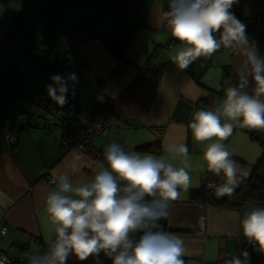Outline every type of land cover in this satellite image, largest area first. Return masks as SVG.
Instances as JSON below:
<instances>
[{"label": "crops", "instance_id": "0c3cea01", "mask_svg": "<svg viewBox=\"0 0 264 264\" xmlns=\"http://www.w3.org/2000/svg\"><path fill=\"white\" fill-rule=\"evenodd\" d=\"M121 1L124 5L112 10ZM168 2L8 0L6 4L0 3V224L9 230V234L0 236V249L4 252L11 248L14 251L10 255L18 248L28 252L46 250L45 237L52 225L45 212V202L56 187L52 183L53 171L67 172L74 185H81L91 182L100 167H108L103 154L108 144L117 143L126 152L160 157L167 155L164 146L172 142L185 143L189 149L186 168L191 184L186 192L181 190L179 199L171 202L167 218V232L184 241L185 264H223L226 258L248 251L249 240L241 228L248 210L212 205L191 196V191L200 188L212 173L204 160V151L217 138L197 142L189 127L196 111H215L220 106L225 78L230 77L234 85L240 82L241 74L246 72L245 57L237 51L217 50L210 57L196 59L187 69H180L172 57L184 45L180 41L171 44L175 37L166 27ZM41 11L48 14L46 25L50 22L49 28L55 29L49 42V56L65 52L77 69L78 82L71 106L76 107V115L71 128H77L83 117L97 112L106 100L114 99L117 103L119 114L113 124L105 135L93 139L100 157L65 149L60 142L62 128L48 126L47 120L55 109L47 104L48 112L37 103L49 96L46 85L51 82L52 72L45 69L39 73L42 75L38 84L27 92H15L13 83L4 76L13 35L24 23L34 27L37 24L34 19ZM230 11L237 19L249 18L264 12V0H236ZM121 20L136 30L122 58H116L107 52L98 35L121 28ZM256 48L264 58V45ZM144 66L162 67L156 83L143 74ZM248 81L246 91L252 94L255 84L251 76ZM54 115L68 117L60 111ZM221 122L234 124L232 135L222 143L238 170L236 190L240 179L250 174L264 153V128L242 127L222 115ZM9 131L16 135L17 141L7 151L4 145ZM156 142L160 145L159 154L136 150L138 146ZM168 159L176 167L185 166L181 157ZM216 183L219 189L225 180L216 176ZM100 259L104 264L102 253ZM67 264H96V261L92 256L79 261L72 255Z\"/></svg>", "mask_w": 264, "mask_h": 264}, {"label": "clouds", "instance_id": "9594fccd", "mask_svg": "<svg viewBox=\"0 0 264 264\" xmlns=\"http://www.w3.org/2000/svg\"><path fill=\"white\" fill-rule=\"evenodd\" d=\"M236 0H169L165 12L166 27L184 47L176 51L172 61L187 69L196 59L212 56L223 46L245 57L246 72L238 84L224 79V99L215 111L198 110L189 127L197 142L213 137L207 145L204 160L207 168L225 183L218 194L231 196L238 184L237 167L222 141L233 132V123H222L221 115L240 126L264 128V58L246 34V25L230 11ZM220 34V39L217 38ZM251 76L255 87L246 91ZM46 85L49 97L58 105L68 102L69 81L73 90L78 77L67 79L54 74ZM167 155L156 157L126 152L121 145L104 147L107 168L100 167L91 182L74 185L67 172L53 171L56 185L45 202V212L52 227L45 237L46 250L23 254L21 264H67L74 255L79 261L92 256L102 264L101 253L112 264H185L184 241L163 230L161 220L169 216L171 202L186 192L191 184L187 170L188 146L168 143ZM183 158L185 166L169 162ZM246 239L264 251V207L252 206L241 220ZM7 235V229H0ZM138 237V238H137ZM247 252L232 255L223 264H247ZM243 257V259L241 258ZM0 264H11L0 257Z\"/></svg>", "mask_w": 264, "mask_h": 264}, {"label": "trees", "instance_id": "16d2710c", "mask_svg": "<svg viewBox=\"0 0 264 264\" xmlns=\"http://www.w3.org/2000/svg\"><path fill=\"white\" fill-rule=\"evenodd\" d=\"M8 0H0L1 4H6ZM124 1L116 3V6L112 10L124 5ZM134 10V9H133ZM122 11V10H121ZM134 13V11H132ZM243 24L246 25V34L250 37L251 27L248 18L239 19ZM124 21V20H121ZM121 23V22H120ZM17 25V23H16ZM15 26V25H14ZM136 27L133 25L126 26L124 28H119L113 31H106L98 35L100 40L104 43L107 52L116 58H122V52L125 46L128 44L132 36L134 35ZM217 38L220 39V34L217 33ZM173 43L178 42L176 38L172 39ZM223 47V44L221 48ZM218 49V50H221ZM62 58V59H61ZM61 63L58 66L51 67V70L55 74H60L67 79L69 74L75 73L77 75V69L73 67L69 55L65 53L60 57ZM143 74L151 83H156L159 76L162 73V67L151 68L144 66L142 68ZM72 81H69V92L66 94L68 102L63 105H57L52 107V114L50 116L54 117L56 112H64L65 115L69 114L71 106L73 104V90L71 88ZM75 92V91H74ZM52 101L49 99H42L37 103L38 107L45 108L48 112L46 105ZM57 117V116H56ZM66 118V117H59ZM248 133L255 139H258L256 135L251 130ZM136 150L143 152H150L159 154L161 152L160 145L156 143H147L136 147ZM192 198L205 202L212 205H221L228 208H234L238 210H249L252 206L264 207V153L259 157V159L252 166V170L247 177L241 178L239 181L238 188L232 193L231 196L219 195L218 191H208L204 187L198 189H193L191 191ZM160 224L163 226L164 231H168L167 219L161 220ZM138 238V237H137ZM248 258L247 264H264V251L259 249V246L249 240L248 245ZM184 259V258H183ZM185 262V260H184ZM104 264H112L111 259L104 257Z\"/></svg>", "mask_w": 264, "mask_h": 264}, {"label": "built area", "instance_id": "2783aa9c", "mask_svg": "<svg viewBox=\"0 0 264 264\" xmlns=\"http://www.w3.org/2000/svg\"><path fill=\"white\" fill-rule=\"evenodd\" d=\"M248 21L251 27L249 37L251 43L255 46L264 45V12L249 17ZM171 44L174 43L171 42ZM221 50L231 53L236 52L232 48L226 46H223ZM118 114L119 108L116 101L114 99H108L97 112L83 117L77 128H71V123L75 121V106L71 107L67 118L52 117L47 120V124L48 126L59 125L62 128L63 134L60 138V142L65 149L73 148L84 151L92 157H100V152L93 145V139L97 136L105 135ZM16 141V135L12 131H9L6 134L4 145L6 150L9 151L15 145ZM201 187H204L208 191H218L216 176L210 173ZM4 228L7 229V234H9L8 227L3 223L0 224V229ZM0 236L5 235L0 234ZM27 252L28 251L23 248H18L15 254L8 255L0 249V257H7V260L10 261L11 264H21L23 254Z\"/></svg>", "mask_w": 264, "mask_h": 264}, {"label": "rangeland", "instance_id": "374dc122", "mask_svg": "<svg viewBox=\"0 0 264 264\" xmlns=\"http://www.w3.org/2000/svg\"><path fill=\"white\" fill-rule=\"evenodd\" d=\"M37 15L38 17L34 19L37 24L34 27L24 23L17 28L12 37V52L5 64L4 76L9 78V82L13 83L12 88L15 89V92L19 90L20 92L29 91L36 83L38 84L42 75L39 73H42L45 69L53 73L51 74L52 77L55 73L51 70V67L58 66L61 63L60 57L65 54V52L59 51L61 53L49 56V42L55 29L49 28L50 22L46 25L48 14L45 11L38 12ZM125 23L128 24L125 20L120 24L121 28L126 26ZM43 24L46 26H43ZM47 32L49 33L47 34ZM36 39L38 40L36 41ZM52 46L57 47L54 44ZM49 98L48 96L46 99ZM49 104H51V107L58 105L53 100ZM5 251L10 255L14 249H5Z\"/></svg>", "mask_w": 264, "mask_h": 264}]
</instances>
